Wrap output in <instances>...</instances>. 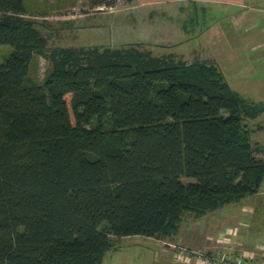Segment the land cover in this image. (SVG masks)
Listing matches in <instances>:
<instances>
[{"label": "trees", "instance_id": "1", "mask_svg": "<svg viewBox=\"0 0 264 264\" xmlns=\"http://www.w3.org/2000/svg\"><path fill=\"white\" fill-rule=\"evenodd\" d=\"M0 14L11 48L0 63V264H101L109 235L164 236L187 210L259 190L264 158L245 119L264 105L213 61L49 46L24 0H0ZM35 55L50 64L43 85L31 79Z\"/></svg>", "mask_w": 264, "mask_h": 264}, {"label": "rangeland", "instance_id": "2", "mask_svg": "<svg viewBox=\"0 0 264 264\" xmlns=\"http://www.w3.org/2000/svg\"><path fill=\"white\" fill-rule=\"evenodd\" d=\"M254 1L118 0L110 7L91 8L89 0H24V17L33 20L47 36L49 46L120 48L136 45L151 50L154 55L174 52L190 63L195 60L213 61L205 38L214 34L210 32L206 37L205 28L212 27L220 16L226 18L225 8L260 6ZM192 5L200 8L195 20L189 19L197 11ZM218 12L223 13L219 15ZM223 18L222 25L229 27L228 18ZM183 22L186 30L181 28ZM229 50L230 46L224 53ZM10 52L9 46L0 45V63ZM253 64L246 82L230 84L249 101L264 102V63L254 61ZM49 66L47 59L34 56L30 71L34 83L44 84ZM245 123L251 140L264 143V128H257L264 123V113L254 119H245ZM96 124L97 120L93 118L84 124V128L90 130ZM103 125L105 129L111 127L109 114L103 117ZM258 156H264V150ZM176 224V230L164 236L129 235L117 238L109 235L110 248L105 251L101 264H198L196 258L201 253L217 258L215 264H223L225 257L233 258L235 255L251 260L246 252L253 246L251 243L264 242V186L240 201L203 215L187 210ZM257 227L262 229L257 231Z\"/></svg>", "mask_w": 264, "mask_h": 264}, {"label": "crops", "instance_id": "3", "mask_svg": "<svg viewBox=\"0 0 264 264\" xmlns=\"http://www.w3.org/2000/svg\"><path fill=\"white\" fill-rule=\"evenodd\" d=\"M189 1L194 2L195 0ZM216 1H225L229 3L238 2V0ZM254 3H258V5L260 6L251 7L248 9L234 8L232 10L225 8L224 13L226 15V18L220 16L215 20V23L212 27H206V37L210 32L214 35L211 37H207L205 38L206 40H204L205 44L210 49L209 52H212L211 58L213 62L222 71L231 88L237 91L246 102L264 105V102L249 101L242 95L239 90L232 87V85H238L240 83L246 82L245 80H247V75L253 70L254 61L264 63V0H256L254 1ZM192 6L195 7V9L197 8V11L192 15L194 17H191L189 19L195 20L199 14L198 9L200 8L194 5ZM222 13L223 12H218L219 15ZM222 18H228L227 20L231 25L229 27L228 25L224 27L222 25ZM184 27L185 22L182 23L181 28L183 30H186L187 27ZM211 28H213V30ZM229 46L230 50L224 53L226 49H229ZM257 49H259L260 51H255ZM219 65L223 68L228 78L226 77L223 70L219 67ZM230 83H232V85ZM262 113L264 112H261L260 114ZM258 127H260L259 129L264 128V123H260L257 128ZM258 141L260 142L259 145L261 146L262 150H264V143H262L261 140ZM255 142L257 141L255 140ZM260 157L264 158V156ZM261 185L264 186V181H262ZM261 229L262 227H257V231H260ZM251 244L253 245H251V249L249 248L246 250L247 254L252 257L251 260L249 259L251 264H264V242L254 241Z\"/></svg>", "mask_w": 264, "mask_h": 264}, {"label": "built area", "instance_id": "4", "mask_svg": "<svg viewBox=\"0 0 264 264\" xmlns=\"http://www.w3.org/2000/svg\"><path fill=\"white\" fill-rule=\"evenodd\" d=\"M196 260L198 264H203L204 262L206 264H215L217 262V258H213V256L209 257L207 255H203L202 253L197 255ZM223 264H249V262L247 259L245 260L243 256L235 255L233 258L225 257Z\"/></svg>", "mask_w": 264, "mask_h": 264}]
</instances>
